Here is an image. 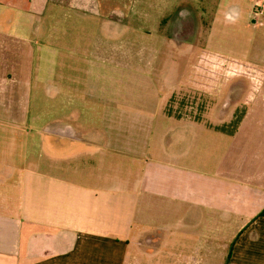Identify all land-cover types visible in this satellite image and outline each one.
<instances>
[{
  "label": "rangeland",
  "instance_id": "374dc122",
  "mask_svg": "<svg viewBox=\"0 0 264 264\" xmlns=\"http://www.w3.org/2000/svg\"><path fill=\"white\" fill-rule=\"evenodd\" d=\"M66 1L6 9L2 26L26 41L0 34V161L46 171L66 148L45 132L67 126L145 132L142 156L119 153L116 166L118 188L130 162L147 168L139 239L152 249L161 240L164 262L226 264L243 219L238 195L247 208L259 194L241 183L264 173L252 160L262 148L244 134L264 132V14L255 24L251 0H136L133 12L103 19ZM181 6L193 15L182 30L172 21Z\"/></svg>",
  "mask_w": 264,
  "mask_h": 264
},
{
  "label": "crops",
  "instance_id": "0c3cea01",
  "mask_svg": "<svg viewBox=\"0 0 264 264\" xmlns=\"http://www.w3.org/2000/svg\"><path fill=\"white\" fill-rule=\"evenodd\" d=\"M85 1L98 10L88 12L110 19L111 15L133 12L136 0H77L84 6ZM258 1L264 8V0H251L252 7ZM32 4L45 11L68 3L0 0V34L26 41L23 36L8 32L2 24L9 21L5 19L6 9L29 10ZM188 8L181 6L172 17L181 30L183 21L193 16ZM67 55L79 56L70 50ZM95 62L106 64L98 59ZM220 66L224 72L225 68ZM249 109L244 121L249 119L252 105ZM181 119L194 122L191 118ZM67 128V132H45L50 135L48 141L62 143L66 148L61 151V160H55L53 154L46 161V171L40 169L41 164L38 168L20 169L0 161V264H201L187 257L183 262L180 258L164 262L158 259L164 245L161 240L155 239L158 245L152 249L139 239L145 231L143 217L149 203L143 189L147 168L139 170L136 165L133 172L136 163L130 162L127 178L119 179V188L116 185L117 155L126 153L133 160L142 156L140 149L147 134L76 132ZM244 134L252 136L253 145L262 148L254 151L252 160L256 169H264V132ZM116 138H120L121 144ZM155 164L158 170L169 166L158 159ZM244 185L241 183V191L258 192V199L249 200L246 208V197L238 195L243 219L233 231V246L226 264H264V219L257 218L264 210V173H255L251 183L246 184L249 187Z\"/></svg>",
  "mask_w": 264,
  "mask_h": 264
},
{
  "label": "built area",
  "instance_id": "2783aa9c",
  "mask_svg": "<svg viewBox=\"0 0 264 264\" xmlns=\"http://www.w3.org/2000/svg\"><path fill=\"white\" fill-rule=\"evenodd\" d=\"M264 14V8L262 6V4L258 1L254 7V11L252 14V19L254 21L255 24H258L261 22V18Z\"/></svg>",
  "mask_w": 264,
  "mask_h": 264
},
{
  "label": "trees",
  "instance_id": "16d2710c",
  "mask_svg": "<svg viewBox=\"0 0 264 264\" xmlns=\"http://www.w3.org/2000/svg\"><path fill=\"white\" fill-rule=\"evenodd\" d=\"M177 118H179V117H177ZM179 119H181V118H179ZM194 121H196V122H202V119L195 118ZM257 218H263L264 219V210L257 216Z\"/></svg>",
  "mask_w": 264,
  "mask_h": 264
}]
</instances>
